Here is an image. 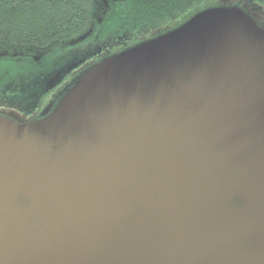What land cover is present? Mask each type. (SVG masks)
Wrapping results in <instances>:
<instances>
[{"label":"water","instance_id":"water-1","mask_svg":"<svg viewBox=\"0 0 264 264\" xmlns=\"http://www.w3.org/2000/svg\"><path fill=\"white\" fill-rule=\"evenodd\" d=\"M0 264H264L254 17L208 8L91 67L39 119L0 116Z\"/></svg>","mask_w":264,"mask_h":264},{"label":"trees","instance_id":"trees-1","mask_svg":"<svg viewBox=\"0 0 264 264\" xmlns=\"http://www.w3.org/2000/svg\"><path fill=\"white\" fill-rule=\"evenodd\" d=\"M19 1L24 2L26 0ZM19 1L0 0V46L44 49L76 38L75 36L78 35V32L88 27L91 23L89 0H40V2L34 4H40L38 8L41 14L44 13L42 16L35 15L32 10L34 8L32 6L33 0L32 2H25L29 3V6L25 5V3H20L26 14L29 12L32 14V21L28 25H18V15L24 14L23 12L19 14L21 11L19 12L15 8ZM218 1L122 0L120 3L115 2L114 9H112V13L109 16L111 17L114 14L112 27L114 30L107 29L112 33L119 29L129 31L132 32L130 33L131 36H136L135 38L138 39L137 35H145L155 28L158 30L174 29L196 13L207 7L215 6ZM249 1L253 3V8L254 4H256L264 10V0ZM101 34L102 30H99L96 35L99 36ZM17 57H20V54ZM78 57L81 56L78 55ZM78 59L81 58H77L72 63H67V66L70 67L77 63ZM0 60L2 63L5 61L3 57ZM3 64L5 65V63ZM17 78L14 81L18 83L20 79ZM33 79H36V77L25 76L20 81V85L26 86Z\"/></svg>","mask_w":264,"mask_h":264},{"label":"rangeland","instance_id":"rangeland-1","mask_svg":"<svg viewBox=\"0 0 264 264\" xmlns=\"http://www.w3.org/2000/svg\"><path fill=\"white\" fill-rule=\"evenodd\" d=\"M32 1L33 0H26L24 2L19 1L18 5L17 6L15 5V8L17 9V11L19 12L21 11L19 14H21L22 12L24 13V14H21L23 16L18 15V18H17L18 25L20 24L28 25L32 21L33 19L32 14H30V12L26 14L25 10L20 6V3L24 4L25 2H32ZM61 1H64V0H61ZM36 2H40V0L38 1L34 0L32 2L33 3L32 6L34 7L32 10L34 11L35 15L42 16L44 13L41 14L38 8L40 4H34ZM25 5L29 6V3H25ZM252 5L253 3L249 0H219L217 4L213 7L237 6V7L244 9L248 13H250L254 17L255 20H258L259 22H262L264 24V10L260 11L262 10L261 7H259L261 9H256V8H253ZM114 6H115L114 0H89V11L91 12L90 13L91 23L88 27L78 32V35L75 36L76 38H73L72 40H68V42L60 43L57 45H51L44 49L5 47L4 45H1L0 46V58L6 57V56L17 57V55L19 54H20V57L21 55L23 57V56H26L27 53H29L33 55L31 60H33L35 64L42 63L50 59H55L54 61L48 62V65L45 66L43 69L38 68L42 72V74H39L38 76L34 75V77L39 79V77H44L49 74H54L58 69L63 70L62 68L63 66H65L67 63H70V62L72 63V61L76 60L78 55L81 54L83 55L81 56V60L83 62L82 63L77 62V65H75V67H73V69L69 71L67 75L64 76L65 78L63 77L64 81H62V83H64L66 80H72V82L69 83L70 84L69 88H70V86L74 83V81L81 74H83L85 71L95 66L96 64L100 63L101 61L111 56H114L126 49H129L137 44H140L146 41L147 38H150V37L153 38L169 30V29L158 30L157 28H155L156 30L154 29L153 31L146 33L145 35L144 34L142 36L137 35L138 39L135 38L136 36L130 35V33L132 32L124 31L122 29L117 30L118 32L114 31L112 33L107 28L114 30L112 28L113 22H114V14L111 17H109L112 13V9H114ZM213 7H207L206 9L213 8ZM99 30L100 31L102 30V34L98 36V40L96 41V43L92 41L88 44L90 47L87 46V43L84 46L79 47V43H81L82 41L90 37L95 36ZM74 49H76L77 51H72ZM85 53L86 54L88 53V54L84 55ZM58 63L62 67L58 66L57 65ZM31 68L32 66L25 65L24 67L20 63H12V62L5 63L4 65L2 61L0 60V116L1 117H6L17 123H21V124L25 123L24 119L19 114L17 115V113L21 110L20 106L19 105L17 106V104H15L16 101L14 102L8 101V99L6 98V96L8 95V93H6V90L13 86L12 82L18 86H21L19 83L20 81L24 79L25 76L32 77L31 72L33 71V69L31 70ZM36 69L37 68H35V70ZM15 77L16 78L18 77L17 79H20L18 83L14 82V80L16 79ZM51 95L53 94H50L46 97V101H48ZM46 104L47 102L43 103L40 109L41 111L45 110ZM32 118L33 117H31L30 119Z\"/></svg>","mask_w":264,"mask_h":264},{"label":"flooded vegetation","instance_id":"flooded-vegetation-1","mask_svg":"<svg viewBox=\"0 0 264 264\" xmlns=\"http://www.w3.org/2000/svg\"><path fill=\"white\" fill-rule=\"evenodd\" d=\"M121 1L122 0H114V2H119V3ZM254 8L261 9L256 4H254ZM260 11H263V10H260ZM256 21L264 29V24L262 22H259L258 20ZM150 38H147L146 40H149ZM97 40H98V35H95L79 43V47L84 46L86 43H87V46H89L88 44L90 42L93 41L94 43H96ZM18 48H32V47H19L18 46ZM72 51H77V50L74 49ZM87 54L85 53L84 55H87ZM79 55L83 56L81 54ZM32 57L33 55L29 53H27L26 56H23V57L22 55L21 57L6 56V57H3L5 60L3 63L12 62V63H20L24 67L25 65L32 66L31 69H33V71L31 72V75L32 77H34V75L38 76L39 74H42V72L38 68L43 69L45 66L48 65V62L55 60V59H50L45 62L35 64L33 60H31ZM77 58H81V57H77ZM77 61L80 63L83 62L81 59H78ZM57 65L61 66L59 63ZM75 65H77V63L71 65L70 67L75 66ZM35 68L37 69L35 70ZM62 68L63 70L58 69L54 74H49L44 77H39V79L36 78V79H33V81L30 80L31 82L28 83L26 86L22 84H21L22 86H18L12 82L13 86L6 90V93H8V95L6 96L8 101H11V102L16 101L15 104H17V106L18 105L20 106L21 110L19 111L20 113L19 112L17 113V115L19 114L24 119V122H30V121L39 119L40 116L44 113V111L48 107L53 108L57 104V102L61 99L64 92L69 88V85H70L69 83H71L72 80H66L64 83H62V81H64L63 77L67 75V69H68L67 64L63 66ZM61 74H63V77L60 81L55 79V76L61 75ZM51 75H53L52 79L50 78ZM50 94H53V95H51L48 101H46V97ZM46 102L47 104H46L45 110L41 111L40 109L43 103H46ZM31 117L33 118L30 119Z\"/></svg>","mask_w":264,"mask_h":264}]
</instances>
